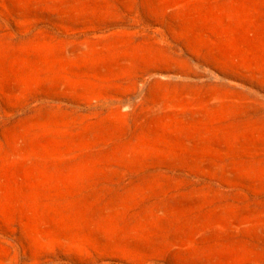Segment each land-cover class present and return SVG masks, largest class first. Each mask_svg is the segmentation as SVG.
<instances>
[{
	"label": "rangeland",
	"instance_id": "rangeland-1",
	"mask_svg": "<svg viewBox=\"0 0 264 264\" xmlns=\"http://www.w3.org/2000/svg\"><path fill=\"white\" fill-rule=\"evenodd\" d=\"M0 264H264V0H0Z\"/></svg>",
	"mask_w": 264,
	"mask_h": 264
}]
</instances>
